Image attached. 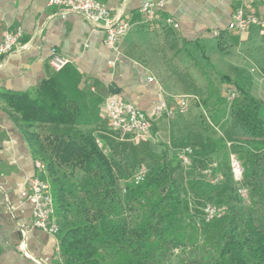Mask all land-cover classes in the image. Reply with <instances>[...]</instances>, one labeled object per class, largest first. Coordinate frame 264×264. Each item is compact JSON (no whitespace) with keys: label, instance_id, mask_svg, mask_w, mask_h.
<instances>
[{"label":"trees","instance_id":"obj_1","mask_svg":"<svg viewBox=\"0 0 264 264\" xmlns=\"http://www.w3.org/2000/svg\"><path fill=\"white\" fill-rule=\"evenodd\" d=\"M79 83L67 66L34 92L9 95L53 188L61 227L55 264H264V102L251 78L222 77L238 96L232 103L218 97L226 107L210 120L220 136L207 128L183 134L162 153L148 141L98 133ZM185 147L194 149L190 168L178 159ZM232 154L244 168L241 182ZM142 169L146 176L136 183ZM208 205L226 210L208 222Z\"/></svg>","mask_w":264,"mask_h":264},{"label":"crops","instance_id":"obj_2","mask_svg":"<svg viewBox=\"0 0 264 264\" xmlns=\"http://www.w3.org/2000/svg\"><path fill=\"white\" fill-rule=\"evenodd\" d=\"M100 1L130 25L119 55L104 45L102 26L94 27L77 14L63 18L57 8L48 6L49 0H0V40L7 32H22L20 47L0 60V264L57 261L58 237L33 227L28 195L29 179L39 175L37 160L9 107V95L30 94L56 73L49 64L53 49L68 57L69 66L79 73V88L92 114L90 125L102 134L114 131L105 111L109 97L144 112L152 137L160 134L165 123L172 131L170 121L185 112L180 109L181 97H189L188 109H203L210 98L202 103L198 96L215 91L225 97L227 90L234 89L222 81L212 89L209 70L221 80L245 73L252 79L253 95L264 92V29L253 26L242 32L229 28L238 9L264 18V0ZM158 1L165 6L154 22H147L141 8L146 2ZM166 18L176 20L179 28L168 27ZM161 98L175 112L173 118L155 117L154 108ZM223 106L213 107L210 116L221 113Z\"/></svg>","mask_w":264,"mask_h":264},{"label":"built area","instance_id":"obj_3","mask_svg":"<svg viewBox=\"0 0 264 264\" xmlns=\"http://www.w3.org/2000/svg\"><path fill=\"white\" fill-rule=\"evenodd\" d=\"M48 6L57 8L58 14L63 18H66L68 14H77L82 16L94 27L102 26L106 34L104 45L117 55L120 54V43L130 32V25L121 20V18L113 16L112 10L100 0H49ZM164 6V1L146 2L141 8V13L147 22L152 23L157 19L158 12ZM165 23L170 28H179V24L173 18H166ZM253 26L264 29V18H259L255 15H246L242 9H238L233 15V21L229 28L244 32ZM21 37V31L7 32L4 34L2 40H0V60L10 56L20 47ZM49 64L54 72H60L69 66L70 59L56 49H53ZM149 82L156 83L157 81L154 78H149ZM158 90L162 94L161 87ZM237 96L238 94L234 89H229L226 92V99L229 103H232ZM188 99V96L180 98L181 111L188 109ZM105 111L112 128L124 134L122 135V139L129 137V140L133 142L152 139L148 117L132 104L114 97H109L105 102ZM154 114L157 119L163 117L173 118L175 116V112L169 108L164 98H161L155 106ZM193 156L194 150L192 147H185L178 151V159L185 168L193 166ZM230 163L235 181L241 182L244 174L242 163L233 154L230 157ZM35 165L39 175L29 179L28 195V201L33 206V227L46 234L58 237L61 227L56 217L53 188L46 177L44 164L36 161ZM217 166V162H214L204 171V174L211 175ZM145 176L146 170H140L135 176V182H142ZM217 181V178L213 179L214 183ZM240 193L243 197H247L245 190H240ZM225 210V207L220 208L208 205L205 208L206 220L209 222L221 217ZM57 252H59V246Z\"/></svg>","mask_w":264,"mask_h":264},{"label":"rangeland","instance_id":"obj_4","mask_svg":"<svg viewBox=\"0 0 264 264\" xmlns=\"http://www.w3.org/2000/svg\"><path fill=\"white\" fill-rule=\"evenodd\" d=\"M212 58L216 59V55H212ZM208 72V74L210 75L209 81L213 85L212 89L221 86V78L218 77L217 74L212 70H209ZM256 95V97H260L264 100V92L259 91V93H256ZM198 97L201 99L202 103H204L207 98H210L209 105L203 109L198 106L196 108L193 107L191 109H188L183 113H178L176 115L175 120L170 121L172 131H169L170 129L168 127V123H165L164 125L160 126V134H158L157 136L153 135L152 139L147 142L153 147L156 152L162 153L164 149H166L165 147L166 145H168V141L171 143L169 146H171L174 141L179 142V139L182 137L183 134H200L205 128L209 129L211 133H215L216 136L221 135L218 129L212 128L213 125L210 123L209 120L210 110L213 107L214 109L212 110H217L224 107L223 104H220V102L218 101L219 96H217V92L213 91V94L209 95L206 93L205 96L201 95ZM210 102H213V104L210 105ZM114 132L121 134V136L124 135L120 131L114 130Z\"/></svg>","mask_w":264,"mask_h":264}]
</instances>
